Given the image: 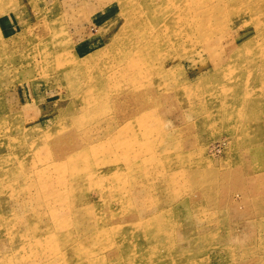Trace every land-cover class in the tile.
<instances>
[{"label":"rangeland","instance_id":"1","mask_svg":"<svg viewBox=\"0 0 264 264\" xmlns=\"http://www.w3.org/2000/svg\"><path fill=\"white\" fill-rule=\"evenodd\" d=\"M263 106L264 0H0V264H264Z\"/></svg>","mask_w":264,"mask_h":264},{"label":"bare ground","instance_id":"2","mask_svg":"<svg viewBox=\"0 0 264 264\" xmlns=\"http://www.w3.org/2000/svg\"><path fill=\"white\" fill-rule=\"evenodd\" d=\"M180 13V12H179ZM182 26L181 27H185L184 29V31L183 32H181V34L183 33V35H184V33H186V32H188V27H187V25H189V24H191V20H189L188 18H186V17H182ZM172 23V22H171ZM174 23V22H173ZM167 25H168V23H166ZM172 25V24H171ZM171 25L169 26L170 28H172L171 27ZM190 28H191V25L189 26ZM186 28H187V30H186ZM201 29H203V28H201ZM179 31H180V26L176 23L175 25H174V32H175V35L176 36H178V33H179ZM147 34H148V32H147ZM151 35V34H150ZM187 35V34H186ZM149 36V35H148ZM172 36V35H171ZM173 37V36H172ZM199 37V36H198ZM192 38V37H191ZM157 39V38H156ZM164 39H166V38H164ZM172 41H173V39H172ZM143 42H145V41H143ZM179 42V41H178ZM155 43V42H154ZM252 43V42H251ZM137 45H139V44H137ZM147 45V44H146ZM153 46V45H152ZM179 46V45H178ZM150 47L149 46H145V44H144V51H143V49H142V51H140V52H142L143 53V57H142V62L144 63V64H146L147 62H151V58L149 59V57H148V55H149V53H146V52H148L147 51V49H149ZM169 48V47H168ZM252 48H253V46H252ZM153 49V48H152ZM249 49V48H248ZM134 50V49H133ZM135 51H137V50H135ZM134 51V52H135ZM155 52H156V50H155ZM155 52H153V53H155ZM251 52V51H250ZM144 53H146V54H148V55H146V54H144ZM152 53V54H153ZM150 55H151V49H150ZM141 57V56H140ZM159 58V57H158ZM158 58H155V59H158ZM170 59V58H169ZM159 61V60H158ZM156 62V61H155ZM158 64V63H157ZM166 64V63H165ZM149 65V64H148ZM159 65V64H158ZM163 65V63L161 64V66ZM153 66V65H152ZM160 66V67H161ZM163 67V66H162ZM144 68V67H143ZM159 68V67H158ZM158 68H156L157 70H158ZM168 68V67H167ZM155 69V68H154ZM153 69V70H154ZM148 70V69H147ZM156 70V71H157ZM148 71H150V70H148ZM161 71H162V68H161ZM158 75V74H157ZM160 75V74H159ZM113 76V75H112ZM261 77V76H260ZM112 79V78H111ZM148 93H150V92H148ZM155 96V95H154ZM263 108H264V106H263ZM260 109V108H259ZM263 113H264V111H263ZM64 149V148H63ZM63 151V150H62ZM133 217V216H132ZM137 218V217H136ZM135 218V219H136ZM130 220V219H129ZM131 220H133V219H131ZM123 222H124V220H123ZM127 227V226H126Z\"/></svg>","mask_w":264,"mask_h":264}]
</instances>
